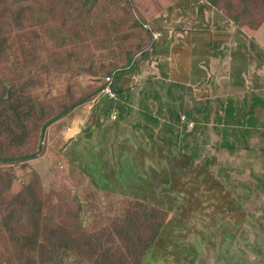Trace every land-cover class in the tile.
I'll return each instance as SVG.
<instances>
[{
	"label": "rangeland",
	"instance_id": "1",
	"mask_svg": "<svg viewBox=\"0 0 264 264\" xmlns=\"http://www.w3.org/2000/svg\"><path fill=\"white\" fill-rule=\"evenodd\" d=\"M216 1L22 0L3 16L0 121L9 116L1 112L11 87L19 98L12 106L27 97L32 103L21 114L26 128L16 131L32 134L22 149L35 152L41 144L42 150L0 162V264H19L12 240L16 227L30 230L35 202L57 222L71 221L83 204L84 223L102 225L139 199L169 213L166 234L143 264H264V180L258 178L264 174V0L247 7L243 0ZM144 18L153 36L141 25ZM61 25L63 48H57L46 36ZM152 38L158 52L125 78L126 100L100 97L98 120L90 101L57 117L100 88L110 71L139 60ZM254 96L263 100L255 109L259 128L245 143L219 120L230 102L250 116ZM112 103L117 107L108 114ZM191 111L196 119L189 121ZM5 133L0 149L14 154L19 139Z\"/></svg>",
	"mask_w": 264,
	"mask_h": 264
},
{
	"label": "trees",
	"instance_id": "2",
	"mask_svg": "<svg viewBox=\"0 0 264 264\" xmlns=\"http://www.w3.org/2000/svg\"><path fill=\"white\" fill-rule=\"evenodd\" d=\"M22 0H0V20L5 14H12L17 6V2ZM211 3H216V0H210ZM244 6L249 5V0H243ZM245 9V8H244ZM20 13V12H19ZM229 15L235 19L238 17L239 13L237 11L229 12ZM23 15H19L18 19ZM147 19L141 20V25L147 30L152 31V36L154 31L146 23ZM1 26V21H0ZM60 28V29H59ZM54 33L47 34L48 43H55L57 48H63V26L54 27ZM60 30L59 32L57 30ZM156 39L152 38L151 44L148 48L151 50H141L140 59H132L130 63L124 67L110 71L104 79L103 85L94 90L86 97H81L74 101L71 105L67 106L57 117L60 118L70 115L75 109L87 101L94 102V112L93 120L99 119V109L102 104V98L105 95L104 90L107 86H110L111 90L117 95V98L122 100L127 99L126 86L128 82L125 81L129 76L134 75L140 69V60L144 59V56L151 55L152 53H157L158 48L155 43ZM208 50H212L213 41H207ZM138 60V61H137ZM162 64H160L161 66ZM160 70L161 67H160ZM108 77H112L111 83L107 80ZM175 84H178L176 82ZM11 89V90H10ZM7 101L3 104L5 109L1 112V115L6 116V121H0V138L2 135L13 133L15 134L14 139L18 141L17 150L14 154L8 155L6 152L0 149V162H17L24 161L30 158H34L38 155V152L42 150V145L40 144L35 152L26 153L22 149V142H28L32 135L30 131L23 133L20 131L18 134L16 131L24 130L26 118L21 116V114L26 113L29 109H32L31 100L22 98L20 105L12 106L11 101H14L15 95L12 93V88L7 90ZM107 98L108 95H106ZM105 97V98H106ZM113 99V98H109ZM3 100V99H2ZM19 102V98L15 102ZM263 103V100L257 96L253 97V102L251 103L249 114L243 113L240 109L236 112L233 107V102L229 103V106L225 110V116L223 119L219 120V124H224L226 127L232 129L233 136H241L245 143L248 142V137L255 134L258 131L257 118L255 117V109L257 106ZM8 104V106H7ZM7 106V107H6ZM117 105L112 103L108 106L106 112L110 114L116 109ZM122 116H126V108L124 105L120 107ZM172 114L173 122H180L181 114L169 108ZM6 113V114H5ZM188 116V120L192 121L196 119V115L191 111L185 113ZM15 118H17L19 125H15ZM149 119L155 124L158 122V118H154L152 114L149 115ZM57 120L53 118L48 121L47 124L43 125L41 133H45L46 128L52 122ZM2 127H7L5 131ZM145 129L148 134H153V129H149V125H145ZM70 130L71 138L76 136L77 132L75 129ZM219 130V129H218ZM91 131V128L88 132ZM225 133H228L226 131ZM264 136V133H261ZM226 141L230 148L234 145L227 139ZM70 138L67 142L69 144ZM20 143V144H19ZM65 146V148L68 146ZM149 144H147L148 146ZM64 149V148H63ZM65 150H63L64 152ZM264 152V147L262 148ZM260 181L264 180V174L259 175ZM263 179V180H262ZM10 184V182H8ZM38 199L35 196V201ZM25 202H23L24 205ZM35 209L33 213H30V222L28 224L30 230L24 232V229H18V232L13 237V243L15 245L16 257L19 264H143L144 258L147 253L153 248L156 243H159V238L162 240V236L166 234L167 223H169L168 215L169 213L158 207L157 205L151 204L148 201L136 200L130 201V207L110 220L113 216L105 218L102 225H96L97 220L93 225L84 223V217L88 215L86 208L83 204L79 206L74 211V215L69 222H57L55 221L52 214L43 216L40 208L42 204L35 202ZM18 211V210H16ZM20 225H23L22 223ZM160 244V243H159Z\"/></svg>",
	"mask_w": 264,
	"mask_h": 264
},
{
	"label": "built area",
	"instance_id": "3",
	"mask_svg": "<svg viewBox=\"0 0 264 264\" xmlns=\"http://www.w3.org/2000/svg\"><path fill=\"white\" fill-rule=\"evenodd\" d=\"M160 35V33L156 34V36L158 37ZM107 80L109 81V83H111L112 81V77H108ZM110 98H115V93L111 90L110 86H107L105 91H104ZM115 119H117V115L114 116Z\"/></svg>",
	"mask_w": 264,
	"mask_h": 264
},
{
	"label": "crops",
	"instance_id": "4",
	"mask_svg": "<svg viewBox=\"0 0 264 264\" xmlns=\"http://www.w3.org/2000/svg\"><path fill=\"white\" fill-rule=\"evenodd\" d=\"M164 61H165V60H163V61L159 62V66H158V69H159V70H160V67H161V66H160V64H161V63H163ZM203 61H204V60H203ZM202 71H203V70H202ZM156 160H158V158H157V157H156Z\"/></svg>",
	"mask_w": 264,
	"mask_h": 264
},
{
	"label": "clouds",
	"instance_id": "5",
	"mask_svg": "<svg viewBox=\"0 0 264 264\" xmlns=\"http://www.w3.org/2000/svg\"><path fill=\"white\" fill-rule=\"evenodd\" d=\"M105 89H106V88H105ZM104 91H105V90H104ZM104 93H105V92H104ZM105 95H107V94L105 93ZM108 97H109V96H108ZM109 98H110V97H109ZM115 115H117V114H114V115H113V118H114ZM117 119H118V116H117ZM117 119L114 118V120H117Z\"/></svg>",
	"mask_w": 264,
	"mask_h": 264
}]
</instances>
